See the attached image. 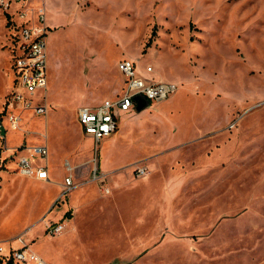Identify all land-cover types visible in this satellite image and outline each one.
<instances>
[{
  "label": "rangeland",
  "instance_id": "374dc122",
  "mask_svg": "<svg viewBox=\"0 0 264 264\" xmlns=\"http://www.w3.org/2000/svg\"><path fill=\"white\" fill-rule=\"evenodd\" d=\"M39 9L46 111H23L5 141L45 143L54 183L0 168V264H34L12 258L26 250L45 264H264V0H0L4 125L16 35ZM122 59L177 90L119 112L94 148L76 112L122 91ZM68 175L75 188L47 208Z\"/></svg>",
  "mask_w": 264,
  "mask_h": 264
},
{
  "label": "built area",
  "instance_id": "2783aa9c",
  "mask_svg": "<svg viewBox=\"0 0 264 264\" xmlns=\"http://www.w3.org/2000/svg\"><path fill=\"white\" fill-rule=\"evenodd\" d=\"M34 15V14H33ZM47 26L45 13L39 9L35 14L33 24L21 26L17 32V46L14 47L18 53L15 54L13 71L14 85L11 92L10 105L16 109V113H10L6 117V124L0 122V168L3 167L5 159L2 157V150L6 148L5 130H18L21 123V113L31 110L36 115L44 114L46 111V37ZM117 69L123 78L124 86L122 91L112 100H104L95 106H81L77 109L76 118L83 134L89 136L96 144L103 138L110 137L118 130V113H126L136 110L139 102L149 104L167 99L177 90V86L171 82H163L154 78H144L138 71L133 61L122 59L117 63ZM146 72L153 73L150 66ZM37 93H39L37 95ZM2 130L4 133L2 134ZM19 151H15L16 157L14 168L16 173L23 177L37 180H47V156L48 149L45 143L22 145ZM17 153V154H16ZM96 153V149L95 152ZM19 154V155H18ZM17 155V156H16ZM39 160L42 163H39ZM92 181H102V174L97 169L96 154L92 158ZM68 171L70 167L65 164ZM138 175H143L145 169L137 168ZM73 177L68 175L64 178L62 192L57 201L62 200L75 188ZM106 191H108L106 189ZM63 223L50 225L47 233L56 236L63 231ZM15 261L32 262L34 264H45V262L32 252L20 251L12 255Z\"/></svg>",
  "mask_w": 264,
  "mask_h": 264
},
{
  "label": "crops",
  "instance_id": "0c3cea01",
  "mask_svg": "<svg viewBox=\"0 0 264 264\" xmlns=\"http://www.w3.org/2000/svg\"><path fill=\"white\" fill-rule=\"evenodd\" d=\"M119 94V93H118ZM117 94V95H118ZM10 105V104H9ZM11 106V105H10ZM13 109V107H11ZM15 110V109H14ZM76 123L78 125V127L80 128L78 122H77V118H76ZM13 131V130H12ZM6 136V130H5V134H4V138ZM19 136H20V139H19V142L11 145V146H7L6 144V141H5V144H6V148L2 150V157L3 158H6L5 159V163L3 166L6 167L5 171L8 172V173H12L14 175H16L17 177H21V178H27V179H32L34 181H38V182H44V183H47V182H51V175H50V172L52 174V171L50 168H52V164L50 163L49 161V150H48V156H47V170H48V179L47 180H37V179H34V178H29V177H23L21 175H19L18 173H16L15 171V166H14V162L16 160V157H13V155L15 154V151H18L16 149H19L20 147H22V145L24 144H20V141H21V134L19 133ZM32 144H35V143H32ZM26 145H30V144H26ZM48 149V147H47ZM6 152V153H5ZM5 153V154H4ZM19 153V151L17 152ZM16 153V154H17ZM19 155V154H18ZM17 156V155H16ZM39 163L41 164L42 161L39 160ZM3 168V167H2ZM65 168V167H64ZM51 183H54V182H51ZM64 183V180L61 181V183H59V190L57 191V193L51 198L49 204L47 205V208H49L53 203L57 202L58 200V197L60 196L61 192H62V185ZM71 194V193H70ZM69 194V195H70ZM65 203H68V200L66 202H61V204H65ZM69 207H71L72 205H68ZM68 208V207H67Z\"/></svg>",
  "mask_w": 264,
  "mask_h": 264
},
{
  "label": "water",
  "instance_id": "95a60500",
  "mask_svg": "<svg viewBox=\"0 0 264 264\" xmlns=\"http://www.w3.org/2000/svg\"><path fill=\"white\" fill-rule=\"evenodd\" d=\"M145 107V104H143V103H141V102H139L138 104H137V106H136V110H141V109H143ZM4 133V131L2 130V134Z\"/></svg>",
  "mask_w": 264,
  "mask_h": 264
},
{
  "label": "trees",
  "instance_id": "16d2710c",
  "mask_svg": "<svg viewBox=\"0 0 264 264\" xmlns=\"http://www.w3.org/2000/svg\"><path fill=\"white\" fill-rule=\"evenodd\" d=\"M148 104H145V106H147ZM66 217L65 218H70V215H69V213H66V215H65Z\"/></svg>",
  "mask_w": 264,
  "mask_h": 264
}]
</instances>
